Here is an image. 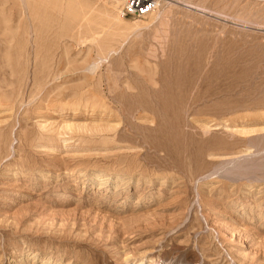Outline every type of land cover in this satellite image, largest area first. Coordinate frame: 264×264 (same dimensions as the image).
<instances>
[{
  "label": "rangeland",
  "instance_id": "1",
  "mask_svg": "<svg viewBox=\"0 0 264 264\" xmlns=\"http://www.w3.org/2000/svg\"><path fill=\"white\" fill-rule=\"evenodd\" d=\"M148 259L264 264V0H0V264Z\"/></svg>",
  "mask_w": 264,
  "mask_h": 264
},
{
  "label": "built area",
  "instance_id": "2",
  "mask_svg": "<svg viewBox=\"0 0 264 264\" xmlns=\"http://www.w3.org/2000/svg\"><path fill=\"white\" fill-rule=\"evenodd\" d=\"M117 12L121 18L141 19L152 13L157 0H116Z\"/></svg>",
  "mask_w": 264,
  "mask_h": 264
},
{
  "label": "bare ground",
  "instance_id": "3",
  "mask_svg": "<svg viewBox=\"0 0 264 264\" xmlns=\"http://www.w3.org/2000/svg\"><path fill=\"white\" fill-rule=\"evenodd\" d=\"M116 1V0H115ZM154 12V11H153ZM152 12V13H153ZM152 13H150L149 15H151ZM119 15V14H118ZM148 15V16H149ZM233 167V166H232ZM235 169V168H234ZM149 260V259H148ZM146 263L145 264H152L153 263V260L152 259H150L149 261H145ZM138 264H143L142 262H140V263H138Z\"/></svg>",
  "mask_w": 264,
  "mask_h": 264
}]
</instances>
